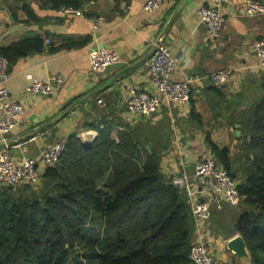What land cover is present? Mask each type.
Here are the masks:
<instances>
[{
    "label": "trees",
    "instance_id": "obj_1",
    "mask_svg": "<svg viewBox=\"0 0 264 264\" xmlns=\"http://www.w3.org/2000/svg\"><path fill=\"white\" fill-rule=\"evenodd\" d=\"M19 1L34 17L30 1ZM90 1L41 0L55 10H83ZM45 47L41 38L30 37L0 46V56L10 70L18 59ZM262 72L261 91L250 96L245 107L241 104L247 95L239 92L229 98L224 86L211 83L205 96L215 123L241 130L236 152L205 132L206 146L236 180L240 196L232 214L225 212L230 205L214 210L212 229L241 235L254 264H264ZM100 112L96 125L89 126L98 132L92 144L71 134L57 164L46 169L36 185H0V264H82L73 254L85 242L92 244L85 264H194L190 253L196 219L186 193L162 170L164 145L157 143L149 152L151 141L140 134L146 125L124 121L123 128L121 117L110 109ZM188 113L196 128L203 129L192 98ZM235 157L242 164L240 174L233 168ZM94 221H101L102 230L86 232Z\"/></svg>",
    "mask_w": 264,
    "mask_h": 264
},
{
    "label": "crops",
    "instance_id": "obj_2",
    "mask_svg": "<svg viewBox=\"0 0 264 264\" xmlns=\"http://www.w3.org/2000/svg\"><path fill=\"white\" fill-rule=\"evenodd\" d=\"M29 1L34 17L22 8L23 1L0 0L1 47L30 37H39L46 44L42 52L14 62L6 82H1L0 79V86L9 88L12 100L21 102L25 107L18 125L6 136L9 144L7 147L15 157L26 155L36 158L47 144L73 133L85 144H90L98 136V132L89 126L96 125L101 116L100 111H104V114L110 109L115 117L126 116L123 100L127 87L132 85L141 90L150 88L146 61L155 49V42L159 40L180 57V64L172 72V78H201L193 92L192 102L202 114V131L210 132L211 127L213 130L218 127L207 110L205 98L208 97L207 88L212 85L209 80L212 72L224 67L240 69L238 78L223 89L229 98L239 92L247 95V102L244 103L243 100L241 107L247 106L249 97H255L261 91L260 79L263 72L257 66L254 43L264 38V15H246L244 0H229L225 4L227 21L216 39L209 37L207 26L199 18L198 11L206 0H165L160 8L153 11L144 9L147 0H91L84 6L83 16L61 14L59 10L43 5L41 0ZM97 16H101L104 23L98 29H93L92 20ZM98 47L113 48L120 54L119 62L122 66L108 76L100 73L96 75L90 71L89 56ZM122 71L126 74L113 86L76 106L63 119L58 120L75 103L92 92L103 89ZM57 74L63 75L64 81L56 86L52 95L28 91L33 76L49 80ZM223 104L226 102L222 106ZM188 112L189 110L163 107L160 112L145 117L150 118L153 123L168 119V122H163L166 128L159 132L161 137H150L151 144L146 146L148 151L151 152L152 146L157 143L164 147L177 145L176 137L172 139L168 133L172 117H177L183 127L196 128V123L190 119ZM57 120L56 124L26 139L38 128ZM88 137L92 141L88 142ZM197 138V134L182 138L181 146L173 149L163 159V172L170 176L179 170L188 169L193 174L196 158L200 157ZM212 138L216 142L214 136ZM1 143L3 138L0 134ZM235 235L236 233H231L226 237ZM217 252L224 264H234L233 253L222 242L218 244ZM233 261L240 264V260Z\"/></svg>",
    "mask_w": 264,
    "mask_h": 264
},
{
    "label": "built area",
    "instance_id": "obj_3",
    "mask_svg": "<svg viewBox=\"0 0 264 264\" xmlns=\"http://www.w3.org/2000/svg\"><path fill=\"white\" fill-rule=\"evenodd\" d=\"M228 1L206 0L198 11L200 21L207 26L211 39L218 38L226 24L225 4ZM164 2L165 0H147L144 9L146 11L156 10ZM244 4L246 15H264V2L244 0ZM59 12L66 15H84L83 10L72 7H63L59 9ZM103 23L104 19L101 16L93 18V29H98ZM254 50L258 58L257 66L261 71H264V38L254 43ZM119 60L120 54L117 50L98 47L90 53V71L97 75L107 66L118 63ZM180 61V57L173 54L162 40L155 42L154 54L146 61L150 88L141 90L132 85L127 87L123 105L128 117L136 119L150 117L160 112L163 107L179 109L180 111L189 110L192 93L201 78L197 76H186L183 79L172 78V72L179 66ZM239 70L231 67L220 68L209 75V80L217 86H226L238 78ZM9 77V62L5 57L0 56L1 82H6ZM63 81L64 77L61 74L53 75L49 80L33 76L28 85V91L52 95L56 86ZM0 106L2 110L0 134L5 144L0 149V185H36L45 170L57 164L67 143V137L47 144L41 155L36 158L26 155L15 157L7 147L6 136L18 125L25 112V107L21 102L12 100L11 92L5 85L0 86ZM197 160L193 174L186 169L172 174L174 184L183 190L188 197L198 228L196 229L198 238L193 242L190 257L194 264H224L223 259L219 257L217 248L214 249L215 252L212 249L209 237L201 233L203 231L201 226H203V220L208 217L211 209H222L225 205L237 206L239 204L238 184L210 152ZM233 237L225 241L226 246Z\"/></svg>",
    "mask_w": 264,
    "mask_h": 264
},
{
    "label": "rangeland",
    "instance_id": "obj_4",
    "mask_svg": "<svg viewBox=\"0 0 264 264\" xmlns=\"http://www.w3.org/2000/svg\"><path fill=\"white\" fill-rule=\"evenodd\" d=\"M196 88V87H195ZM194 88V90H195ZM194 92V91H193ZM193 95V93H192ZM123 117V118H122ZM121 117V122H123V124L121 125L123 128H126L124 125V121L127 122L128 124H132V126H137L140 125L139 123H141V125H143V127L145 128V125L147 126L148 129L145 128V130H142V132L140 131L141 137L142 138H146L149 137V139L154 138V139H159L161 136L159 134L160 131H162L163 128H166V126L163 124V122H168L166 120H168L166 118V120L162 119L160 121L157 122H152V120L150 118H130L127 115L126 116H122ZM140 119V120H139ZM144 120V121H143ZM144 123V124H142ZM172 123V124H171ZM171 123L169 121V125L171 129H168V133H170L171 138L174 139L175 138V142L177 141V145L173 146V144L170 147H163L162 151L160 153V159H163L168 157V155L171 153V151L175 148H178L181 146L180 141L183 140L182 138H188L189 136H191L192 134H197V147L199 146V151H198V156H203V155H208L209 154V149L206 146L205 143V130H201L198 128H190L188 129V127H186L184 125V127L180 124L181 122L178 121L177 117H172ZM216 129L213 130V128L211 127V135L212 137L214 136V139L216 140V142L218 144H220L221 146H229L232 148V150H234V152H236V148L238 146V139L236 136V129L233 128L232 126H228V125H221L220 123H215ZM179 128V131L177 130ZM197 130V132L195 131ZM151 137V138H150ZM91 137H88V142L92 141V139H90ZM171 143V142H170ZM169 143V145H170ZM199 143V145H198ZM92 144V143H91ZM168 146V145H167ZM153 147V146H152ZM209 151V152H208ZM151 152H153L151 150ZM200 157H197L196 159H199ZM162 161H161V167H162ZM198 161V160H197ZM233 168L235 169V171H237L239 174L242 171V164L240 161H238V158L235 157L234 159V163H233ZM187 171H189L188 169H186ZM228 209L225 211L228 215L232 214V210H236L237 206H232V207H227ZM216 209H211L210 210V214L208 215L207 218H204L205 220H203V226H201V228L203 229V231H201V233L207 237H209V243L212 246V249L214 250L215 248H217L218 244L220 242H222V244L224 246H226L225 241L230 238V236L226 237L228 234L224 233V231L222 230H216V228L214 227V231L212 229V216L215 213ZM222 210V209H221ZM101 227L102 230V223L101 221H94L91 224H89L88 229L86 232H89L91 229L94 231V233L96 231H98ZM196 229H198L196 227ZM102 233V231H101ZM89 234V233H88ZM90 235V234H89ZM226 237V238H225ZM198 238V232H195V237H194V241L195 242ZM222 238V239H221ZM92 246V244L88 245V242L84 243L83 246L81 247H76V251L73 254V257L77 258H81L82 260H84V262L82 264H85V260H87V258L85 257V253H87L88 248ZM215 252V250H214ZM232 253V252H230ZM250 254V252H249ZM234 259L233 260H240V264H254L252 262V257H250V263H245L243 262L241 259H239L235 254H232ZM79 256V257H78ZM251 256V254H250ZM232 262L234 264H239V263H235V261Z\"/></svg>",
    "mask_w": 264,
    "mask_h": 264
},
{
    "label": "water",
    "instance_id": "obj_5",
    "mask_svg": "<svg viewBox=\"0 0 264 264\" xmlns=\"http://www.w3.org/2000/svg\"><path fill=\"white\" fill-rule=\"evenodd\" d=\"M155 50V49H154ZM154 54V51L148 56L151 57ZM121 63H115L112 65L107 66L100 74L103 76H108V74H110L111 72H113L114 70H117L121 67ZM126 74L125 71H122L120 73H117L114 78L103 88V89H99L96 90L94 92H92L91 94L87 95L85 98H83L82 100H80L79 102L75 103L72 107L69 108V110H67L64 114H62V116L58 119L61 120L63 119L73 108H75L76 106L80 105L81 103H84L86 100L98 95L100 92H102L103 90L113 86L122 76H124ZM247 100H244V103H246ZM57 121L49 123L47 125H44L40 128H38V130H36L33 134H31L30 136H27L26 139L28 138H32L34 137L38 132H40L42 129H45L47 127H49L52 124H56ZM236 127L238 128V125H236ZM236 136L240 137L241 136V130L237 129L236 130ZM91 144V143H90ZM89 143L87 145H90ZM9 145V144H8ZM5 146L4 143L0 144V149L3 148ZM147 149L149 150V148L147 147ZM227 247L228 249L235 254L239 259H241L243 262L245 263H250V254H249V250L247 248V244L244 240V238L241 235H236L234 236L231 240L228 241L227 243Z\"/></svg>",
    "mask_w": 264,
    "mask_h": 264
}]
</instances>
